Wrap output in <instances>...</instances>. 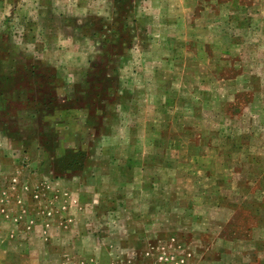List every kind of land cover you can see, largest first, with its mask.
I'll use <instances>...</instances> for the list:
<instances>
[{"label":"rangeland","instance_id":"1","mask_svg":"<svg viewBox=\"0 0 264 264\" xmlns=\"http://www.w3.org/2000/svg\"><path fill=\"white\" fill-rule=\"evenodd\" d=\"M0 136V220L98 181L127 264H264V0H0Z\"/></svg>","mask_w":264,"mask_h":264},{"label":"crops","instance_id":"2","mask_svg":"<svg viewBox=\"0 0 264 264\" xmlns=\"http://www.w3.org/2000/svg\"><path fill=\"white\" fill-rule=\"evenodd\" d=\"M116 11L113 2L110 15L115 16L112 20L117 16ZM97 38L102 36L97 35ZM95 59L91 58L92 61ZM5 160L8 159L0 157V169H3ZM0 176H4L2 171ZM12 178L15 175L11 173ZM91 185L93 192L89 194L85 193L86 184H78L82 194L76 199H72V195V200H68L69 213L54 209L55 205L66 201L58 183L43 186L45 194L41 200H36L38 202L33 201V193V199L25 197L19 202L14 201V206L18 211L22 210L23 215L10 213L0 220V264H127V249L130 248L132 253L134 250L129 246L128 238L131 236L132 239L134 235L139 237L138 233L123 230L127 222L126 208L130 206L124 205L116 196L111 197L107 185L98 181ZM82 207L86 212L85 217L80 214ZM38 208L45 209L44 215L42 212L37 215ZM135 264L148 263L145 259Z\"/></svg>","mask_w":264,"mask_h":264}]
</instances>
